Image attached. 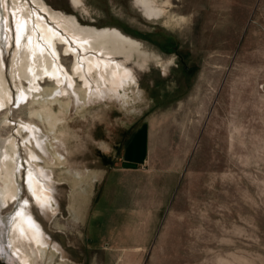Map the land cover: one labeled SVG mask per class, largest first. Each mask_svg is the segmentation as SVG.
Segmentation results:
<instances>
[{"label":"rangeland","instance_id":"obj_1","mask_svg":"<svg viewBox=\"0 0 264 264\" xmlns=\"http://www.w3.org/2000/svg\"><path fill=\"white\" fill-rule=\"evenodd\" d=\"M43 1L84 27L119 30L141 52L118 59L135 83L101 96L73 75L74 55L58 43L74 86L51 96L45 77L40 104L18 106L12 0H0L12 98L0 110V172L14 138L20 173L17 199L5 207L0 196V264H21L11 251L21 207L50 246L34 264H264V0H151L161 11L151 18L135 0ZM21 122L47 140L51 158L33 150L53 173L50 218L28 188L29 171L40 174Z\"/></svg>","mask_w":264,"mask_h":264},{"label":"bare ground","instance_id":"obj_2","mask_svg":"<svg viewBox=\"0 0 264 264\" xmlns=\"http://www.w3.org/2000/svg\"><path fill=\"white\" fill-rule=\"evenodd\" d=\"M32 1L38 8L35 11L25 0H12V13L17 36L12 78L17 83L15 87L18 90L16 97L18 106H22L27 100H32L34 104H40L39 100L42 96L38 95L42 93L39 82L45 77L56 84V89L53 91L54 93L51 92V96L57 97L67 93L64 87L66 84L74 86L72 76L65 72L59 62L58 43H65L67 45L66 52L74 55L73 75L83 81L87 91H95L101 96H105L107 93L119 96L121 89H124L125 86L128 87L127 85L132 82L135 83L131 70L127 69L125 64L118 59L123 58L128 61L134 57L135 53H140L141 44L139 42L126 37L117 29L100 30L94 27H84L79 24L77 19L54 11L43 0ZM135 1L149 18L161 15V11L153 5L151 0ZM72 2L76 6L80 4V0H72ZM4 6L7 8L6 0H4ZM41 12L49 16L52 25L41 15ZM8 19L9 17L7 18V28L10 30ZM3 66L0 59V110L7 107L6 110L9 111L12 98L11 91L3 77ZM24 81L27 82L28 87L24 86ZM41 101L44 100L41 99ZM5 123L7 125L9 122L5 121ZM20 127L21 130H18V134L20 136L22 133L27 134L26 137H23V143L29 154L30 162H32L28 163L35 167L40 174L38 177L31 170L29 171L28 188L33 201L43 215L50 218L51 214L57 210L58 205L45 181L50 182L53 173L39 165L41 157L33 150L35 148L44 156L51 158L47 140L43 139L41 129L32 123L21 122ZM7 145V153L4 155L5 160L0 172V196L5 207L16 200L19 195L17 175L20 174L17 161L18 144L14 138H9ZM27 205L28 203H26ZM15 216L12 226L11 251L14 256L18 257L21 264H34L35 258L32 260V255L41 256L50 248L47 240L45 241V233L25 208L21 207ZM58 247H53V250L59 254L61 261H64V254Z\"/></svg>","mask_w":264,"mask_h":264}]
</instances>
